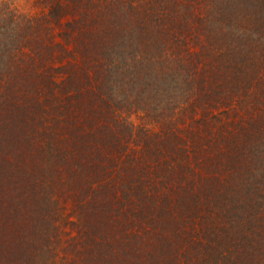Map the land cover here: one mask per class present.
<instances>
[{"label":"trees","instance_id":"16d2710c","mask_svg":"<svg viewBox=\"0 0 264 264\" xmlns=\"http://www.w3.org/2000/svg\"><path fill=\"white\" fill-rule=\"evenodd\" d=\"M0 264H264V0H0Z\"/></svg>","mask_w":264,"mask_h":264}]
</instances>
